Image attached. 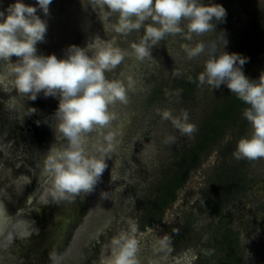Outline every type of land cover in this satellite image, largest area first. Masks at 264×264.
Listing matches in <instances>:
<instances>
[{
  "label": "rangeland",
  "instance_id": "obj_1",
  "mask_svg": "<svg viewBox=\"0 0 264 264\" xmlns=\"http://www.w3.org/2000/svg\"><path fill=\"white\" fill-rule=\"evenodd\" d=\"M13 2L0 0V10ZM23 2L35 6L36 0ZM212 2L227 11L225 21L216 23V30L193 34L191 41L184 34L167 35L142 61L131 54V45L139 42L144 28L126 35L116 33L112 28L116 14L104 20L105 8L94 0H53L47 17L38 12L48 24L44 42L37 45L38 54L61 58L69 45L84 47L97 36L115 40L116 46L130 55L106 75L126 86L129 78L133 81L127 92L128 102L110 106L116 119L103 130L105 134L109 130L117 132L108 169L86 196L87 209L80 221L68 227L65 245L43 264H100L101 257L110 253L111 239L128 229L129 220L137 224L138 256L145 257L147 264H175L176 258L188 250L196 256L193 264H264V158L237 159L233 155L237 141L252 130L242 115L247 105L225 86L213 90L197 79L209 54L222 50L221 31L228 40L226 51L249 58L245 74L257 78L264 71V0ZM186 24L181 21L182 27ZM199 42L205 44V52L189 59L182 45L194 47ZM0 75L7 77L0 83V115L14 118L23 126L24 95L15 90L4 61H0ZM39 98L54 97L41 93ZM52 101L58 104L57 98ZM223 106L232 108L231 114L226 120L222 115L213 118ZM45 109L50 112L48 106ZM166 109L174 116L187 110L189 123L195 124L197 131L181 133L170 120L162 119L160 113ZM5 122L0 123L6 126ZM55 122L54 114L49 122L53 131ZM214 123L217 129L208 134ZM1 128L0 124V134ZM201 129L205 133L199 139ZM15 139H5L6 155L0 154L5 161L0 162V198H15L31 179L18 165L6 163L10 155L16 159L22 155ZM100 139L99 130L89 134V154H95L94 145ZM198 139L200 146L195 149ZM193 157V168L185 174L187 161ZM181 175L184 181L175 187L174 180ZM169 191L174 193L173 200L168 197ZM101 192H107L108 198H101ZM79 197L85 201L83 193ZM60 200L53 195L49 178L35 205L54 206ZM38 221L16 218L0 231V264L24 262L13 251L19 248V240L40 232ZM25 222L32 233L23 226ZM164 235L171 237L173 249L167 259L158 245ZM11 239L14 244L8 242Z\"/></svg>",
  "mask_w": 264,
  "mask_h": 264
},
{
  "label": "clouds",
  "instance_id": "obj_2",
  "mask_svg": "<svg viewBox=\"0 0 264 264\" xmlns=\"http://www.w3.org/2000/svg\"><path fill=\"white\" fill-rule=\"evenodd\" d=\"M53 0H36L35 6L23 0H14L6 9L0 10V61L7 63L9 75L13 78L15 90L35 101L42 93L44 97L58 99L55 111L54 134L57 143L48 150L43 169L51 179V190L57 199L75 201L83 193H92L102 181L108 169V160L115 151L117 132L109 130L116 114L110 106L116 102H128V85L118 79H109L112 72L130 55L116 46L115 40L105 41L99 36L84 47L69 45L63 57L55 54H38L37 45L44 42L48 29L45 19ZM104 6L103 19L116 14L112 25L118 34H128L144 28L138 43H132V55L142 61L151 56L154 46L167 35L184 34L191 41L193 34L201 35L216 30L217 22H224L226 9L208 0H94ZM187 21L185 27L181 21ZM151 21L150 23H145ZM222 50L209 54L204 70L197 79L213 90L225 86L230 93L247 105L243 117L251 125V133L241 137L233 155L237 159L256 160L264 158V71L257 78H250L244 72L249 58L241 53L228 52L226 34L221 31ZM189 59L205 52L203 42L194 47L182 45ZM213 45V49H215ZM12 57H16L12 61ZM178 74V73H177ZM7 77L0 75V83ZM179 95V91L176 93ZM28 114L35 108H29ZM162 119L170 120L183 134L197 131L189 123L187 110L174 116L170 110L160 113ZM99 130L102 139L95 145V154L86 151L89 134ZM107 199V192H101ZM2 215V213H0ZM138 227L135 221H128V229L111 239L110 254L102 256L100 264H140L139 242L136 238ZM159 250L165 259L173 251L171 237L164 235L158 240ZM191 250L176 258L175 264H193L196 259Z\"/></svg>",
  "mask_w": 264,
  "mask_h": 264
},
{
  "label": "water",
  "instance_id": "obj_3",
  "mask_svg": "<svg viewBox=\"0 0 264 264\" xmlns=\"http://www.w3.org/2000/svg\"><path fill=\"white\" fill-rule=\"evenodd\" d=\"M54 99L39 98L32 101L23 96L21 99L25 111L23 126L14 118H6V126L0 123L3 127L0 134V154L6 155L5 139H15L14 135H16L22 155L17 159L10 155L11 158L6 163H14L19 166L21 172L31 175L29 183L23 185L15 198L11 196L0 198V213H2L0 231L16 218L39 219L40 232L32 233L28 240L18 241L19 248L13 251L17 253V259L22 257L25 259L22 264H43L59 253L65 245L63 239L68 227L75 226L87 209V202L80 200V197L75 201L61 199L54 206L35 205L43 185L49 179L43 169V160L49 148L57 142L49 124L58 106L52 101ZM46 106L50 108V112L46 111ZM29 108L36 109L33 117L28 114ZM2 160L1 158L0 161Z\"/></svg>",
  "mask_w": 264,
  "mask_h": 264
},
{
  "label": "trees",
  "instance_id": "obj_4",
  "mask_svg": "<svg viewBox=\"0 0 264 264\" xmlns=\"http://www.w3.org/2000/svg\"><path fill=\"white\" fill-rule=\"evenodd\" d=\"M247 76H249L250 78H253V75L252 74H246ZM234 103V102H233ZM236 104H239L237 101H236ZM232 105V104H231ZM228 106H223L219 111H218V114L216 115V112H215V115H212L213 116V118L214 117H219V115H222V116H224L225 117V120H226V117H228L230 114H231V112H232V108L230 109V108H227ZM239 107H240V105H239ZM231 111H230V110ZM214 114V113H213ZM217 118H215V120H216ZM207 123H208V121H207ZM217 129V124H211V129L210 130H208V134L210 133L211 134V132L212 131H214V130H216ZM200 132L202 133V134H199V139L202 137L201 135H203L204 133H205V131H204V129H201L200 130ZM199 139H198V141H197V144L195 145V149H197V147H199L200 146V144H199ZM195 158L193 157L192 159L190 158L189 159V162L187 161V165L185 166V174L188 172V170H190V169H192L193 168V165H194V160ZM184 178H185V176H183V175H181V176H179V177H177L175 180H174V186L175 187H177L178 186V184L180 185L183 181H184ZM168 197H169V199H171V200H173L174 199V193L172 192V191H169V193H168ZM152 217H153V215H152ZM150 219V218H149ZM153 219V218H152ZM150 224H148V226H149ZM142 230L144 229V227H142L141 228Z\"/></svg>",
  "mask_w": 264,
  "mask_h": 264
},
{
  "label": "bare ground",
  "instance_id": "obj_5",
  "mask_svg": "<svg viewBox=\"0 0 264 264\" xmlns=\"http://www.w3.org/2000/svg\"><path fill=\"white\" fill-rule=\"evenodd\" d=\"M0 162H5L4 161V159L2 160V161H0ZM84 199H85V201H86V196L84 197ZM81 200V199H80ZM25 228H26V230L28 229V230H30V225L27 223V222H25V224L23 225ZM32 230H30V232H31ZM32 233V232H31ZM26 236H27V234H26ZM24 240H28V237L26 238V239H24ZM10 241H12V243H13V239H11V240H8V242H10ZM19 241H22V240H19ZM24 242V241H23ZM14 244V243H13ZM140 250V249H139ZM108 254H110V253H108ZM138 259L140 260V264H147V260H146V258L144 257V258H142V257H140V256H138ZM255 264H260L259 262H256Z\"/></svg>",
  "mask_w": 264,
  "mask_h": 264
},
{
  "label": "flooded vegetation",
  "instance_id": "obj_6",
  "mask_svg": "<svg viewBox=\"0 0 264 264\" xmlns=\"http://www.w3.org/2000/svg\"><path fill=\"white\" fill-rule=\"evenodd\" d=\"M4 117H5V118H4ZM0 118H1V119H0V122H1V121H5V120H6V115L1 114V115H0ZM2 118H3V119H2Z\"/></svg>",
  "mask_w": 264,
  "mask_h": 264
}]
</instances>
